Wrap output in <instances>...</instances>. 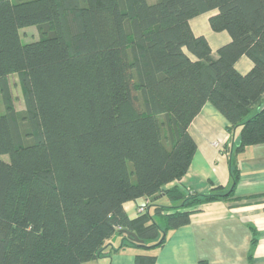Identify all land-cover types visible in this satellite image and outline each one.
Here are the masks:
<instances>
[{
  "label": "trees",
  "instance_id": "obj_1",
  "mask_svg": "<svg viewBox=\"0 0 264 264\" xmlns=\"http://www.w3.org/2000/svg\"><path fill=\"white\" fill-rule=\"evenodd\" d=\"M213 9L211 29L230 36L214 52L189 25ZM32 25L38 37L22 42ZM242 55L246 73L235 67ZM263 93L264 0H0V264H84L160 246L194 207L236 199L235 156L264 143ZM206 102L238 128L224 149L229 184L168 186L189 168L188 126ZM137 198L144 211L130 218L123 204ZM154 262L137 254L134 264Z\"/></svg>",
  "mask_w": 264,
  "mask_h": 264
},
{
  "label": "crops",
  "instance_id": "obj_2",
  "mask_svg": "<svg viewBox=\"0 0 264 264\" xmlns=\"http://www.w3.org/2000/svg\"><path fill=\"white\" fill-rule=\"evenodd\" d=\"M215 12L213 9L189 19L192 32L205 36L213 52L230 40L227 31L211 29L208 18ZM235 67L246 73L252 62L242 55ZM227 125V119L211 103L202 106L188 126L196 143L189 168L181 179L168 186L179 184L183 190L205 193L215 186L229 184L228 154L224 149L236 144L238 128L230 132ZM235 157L239 167L236 199L194 207L189 222L169 229L160 246L147 249L124 245L84 264H134L137 254L155 255L154 264H264V143L248 145ZM143 203V198H137L126 201L123 208L134 218L136 207ZM253 236L257 239L254 245ZM121 239L115 235L109 242L116 248Z\"/></svg>",
  "mask_w": 264,
  "mask_h": 264
},
{
  "label": "rangeland",
  "instance_id": "obj_3",
  "mask_svg": "<svg viewBox=\"0 0 264 264\" xmlns=\"http://www.w3.org/2000/svg\"><path fill=\"white\" fill-rule=\"evenodd\" d=\"M38 37V31L35 26H26L20 29V39L22 42H28L34 40ZM9 81L11 85V93L13 97V104L14 108L17 111H21L24 108L23 101H22V94L19 86V82L16 75H10ZM3 159H7L5 155L0 156ZM151 212H153L151 210ZM155 220L162 223V219L159 216H154Z\"/></svg>",
  "mask_w": 264,
  "mask_h": 264
},
{
  "label": "water",
  "instance_id": "obj_4",
  "mask_svg": "<svg viewBox=\"0 0 264 264\" xmlns=\"http://www.w3.org/2000/svg\"><path fill=\"white\" fill-rule=\"evenodd\" d=\"M120 232L124 233L128 238H131L132 240L136 241V242H142L143 240L140 239L137 234L132 231V230H128V229H120Z\"/></svg>",
  "mask_w": 264,
  "mask_h": 264
},
{
  "label": "built area",
  "instance_id": "obj_5",
  "mask_svg": "<svg viewBox=\"0 0 264 264\" xmlns=\"http://www.w3.org/2000/svg\"><path fill=\"white\" fill-rule=\"evenodd\" d=\"M143 211H144L143 205H138L136 207V214H139L140 212H143Z\"/></svg>",
  "mask_w": 264,
  "mask_h": 264
}]
</instances>
